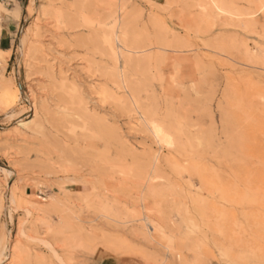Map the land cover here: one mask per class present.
I'll return each instance as SVG.
<instances>
[{
    "label": "rangeland",
    "instance_id": "374dc122",
    "mask_svg": "<svg viewBox=\"0 0 264 264\" xmlns=\"http://www.w3.org/2000/svg\"><path fill=\"white\" fill-rule=\"evenodd\" d=\"M25 2L0 264H264V0Z\"/></svg>",
    "mask_w": 264,
    "mask_h": 264
},
{
    "label": "crops",
    "instance_id": "0c3cea01",
    "mask_svg": "<svg viewBox=\"0 0 264 264\" xmlns=\"http://www.w3.org/2000/svg\"><path fill=\"white\" fill-rule=\"evenodd\" d=\"M28 0H0V52H10L13 57L18 35L26 19ZM28 3V2H27Z\"/></svg>",
    "mask_w": 264,
    "mask_h": 264
},
{
    "label": "bare ground",
    "instance_id": "6f19581e",
    "mask_svg": "<svg viewBox=\"0 0 264 264\" xmlns=\"http://www.w3.org/2000/svg\"><path fill=\"white\" fill-rule=\"evenodd\" d=\"M114 46V45H113ZM8 97H9V95H7ZM7 97V98H8ZM17 98V97H16ZM4 99V98H3ZM4 101V100H3ZM12 104H15L17 101H16V99L14 98V99H12L11 101H10ZM10 104V103H9ZM11 105V104H10ZM27 123L28 122H21L20 123V126H23V127H26V125H27ZM31 123V122H30ZM154 125V124H153ZM152 125V126H153ZM174 125V124H173ZM169 126V125H168ZM171 128V127H170ZM171 130V129H170ZM175 130V129H174ZM153 131H154V134H155V137L157 138V140L159 141V142H163V143H169L170 142V139L172 138H170V136L165 132V130L163 129V127H161V126H159V125H154L153 126ZM170 134V133H169ZM172 140V139H171ZM175 142V141H174ZM165 145H167V144H165ZM169 145V144H168Z\"/></svg>",
    "mask_w": 264,
    "mask_h": 264
}]
</instances>
